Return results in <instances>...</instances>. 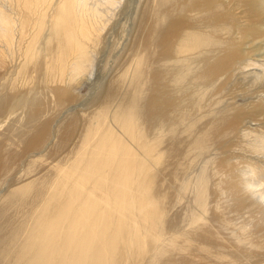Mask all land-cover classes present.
<instances>
[{"label":"bare ground","instance_id":"bare-ground-1","mask_svg":"<svg viewBox=\"0 0 264 264\" xmlns=\"http://www.w3.org/2000/svg\"><path fill=\"white\" fill-rule=\"evenodd\" d=\"M261 115L264 0H0V264H264Z\"/></svg>","mask_w":264,"mask_h":264},{"label":"rangeland","instance_id":"rangeland-1","mask_svg":"<svg viewBox=\"0 0 264 264\" xmlns=\"http://www.w3.org/2000/svg\"><path fill=\"white\" fill-rule=\"evenodd\" d=\"M115 36V35H114ZM108 38H109V40H108ZM107 38V40H105L106 42L104 43V47H106L105 45H108L109 47L110 46H112L114 43H115V39L113 40V38L112 37H108ZM109 41V42H108ZM114 41V42H113ZM103 46V45H102ZM101 46V47H102ZM108 52H104V51H102L101 52V54H99L98 55V58H97V62H98V64H99V72H100V74L98 73V75H102L103 74V67H105L106 65V63H109V61H110V59H109V54H107ZM122 60V59H121ZM120 61L118 60V61H116V64L117 63H119ZM100 65H101V67H100ZM102 65H103V67H102ZM126 67V65L124 64V66H123V68H122V70L124 69ZM101 69H103V70H101ZM122 70H120V71H122ZM114 71H112V73H113ZM122 74H121V72L118 74V76H121ZM120 81V82H119ZM20 82H22L21 80H20ZM175 82L176 81H173L172 82V86L173 85H175ZM121 83H123V85H125V86H122V84ZM127 86V84L125 83V82H122V80L120 79V78H116V81L114 82V84H113V87H104V88H108V90H109V93H111V94H114V95H116L117 93H119V91H120V87H126ZM234 88V87H233ZM111 91V92H110ZM191 94L194 96V95H196L195 94V92H194V90H191ZM86 101L87 100H82V99H80V100H78V102L76 103V105H74V106H71V108H75L77 105H78V108H79V111H80V115H81V118H80V121H81V123L82 124H84L86 121H87V118H88V120H89V117H93V116H90V114L93 112V110L96 108V106H90V105H87L86 104ZM89 115V116H88ZM88 116V117H87ZM261 118H264V115H261V116H259V119H261ZM258 119V120H259ZM66 120H68V115H65L64 116V121H66ZM71 139H73V140H75V141H77L78 139H79V135L78 134H73L72 135V137H71ZM187 147H192L193 148V145H191V144H189V143H186V142H183V148L184 149H187ZM182 148V149H183ZM67 151V149H65L64 150V152H66ZM67 153H69V152H66V153H64V154H60V156L61 157H63L64 155H66ZM60 156L58 155V153H57V157H58V159L60 158ZM245 157H250L249 159H248V161H249V163H245V165L246 164H248V166L247 167H250V168H245L246 170H248V172H249V174L250 175H253L252 174V169H253V167H255L256 166V164L258 163L257 162V160L259 161L260 160V164L258 163L257 164V167H261V168H263V170L260 168V170H262L261 172L263 173V171H264V158H260L259 159V157H257L256 156V158H253L254 156H250V155H246ZM252 158V159H251ZM25 160H26V157H25ZM25 160H23V161H25ZM193 160V159H192ZM250 160H253L252 162L250 161ZM193 161H196V160H193ZM247 161V162H248ZM255 161L257 162V163H255ZM262 161V162H261ZM251 164H254V166L253 165H251ZM260 165V166H259ZM263 166V167H262ZM20 170V169H19ZM251 171V172H250ZM16 173V171H14L13 173H12V175L13 174H15ZM171 174V171H168V175H170ZM176 175H177V177L178 178H180V179H187V180H191L192 178H193V176H194V174H190V166H187V167H184V168H181V169H177V171H176ZM249 175V176H250ZM263 176H264V173L262 174ZM249 176H247V177H249ZM262 176V177H263ZM10 177H13V176H10ZM9 177V178H10ZM177 188H179V186H177V183H176V185H173L172 186V188H171V193L173 194V197L176 195L175 194V191H177ZM260 194V192H258V193H256V195L255 196H257V195H259ZM176 202H177V199H176ZM230 204H232V203H230ZM179 208H180V211H181V215H182V217L180 218V219H178V222L179 223H181V222H186V219H187V217H186V215H184V210H183V207L184 206H186L187 205V199H181V200H179L178 201V203L176 204ZM177 209V208H176ZM176 209L174 210V211H176ZM248 212V213H247ZM251 215H249V211L247 210V211H245L244 213H241L240 215L238 214V213H234V214H232L231 215V217H232V219H234V220H231V222H233V224L230 226V227H228V229L227 230H229L228 232H227V230H225L226 231V233H227V235H229L230 233H232L233 232V230L234 229H239V228H241L242 226L244 227V224H250L251 225V227L253 226L252 224H253V218L251 219V217H250ZM175 218H177V217H175ZM235 224V225H234ZM238 225V226H237ZM242 225V226H241ZM237 227V228H236ZM231 230V231H230ZM230 232V233H229ZM229 233V234H228Z\"/></svg>","mask_w":264,"mask_h":264}]
</instances>
